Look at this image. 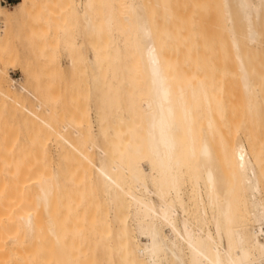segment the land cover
I'll use <instances>...</instances> for the list:
<instances>
[{
    "label": "bare ground",
    "instance_id": "6f19581e",
    "mask_svg": "<svg viewBox=\"0 0 264 264\" xmlns=\"http://www.w3.org/2000/svg\"><path fill=\"white\" fill-rule=\"evenodd\" d=\"M1 2L0 36L8 23L31 16L30 0H18L9 9ZM75 3L78 34L96 38L87 59L90 116L61 127L71 130L77 144L55 134L59 146L82 160L78 166L88 184L84 202L102 204L100 223L106 224V213L112 218L116 244L113 249L89 245L96 223L91 210L81 228L90 234L78 231L86 246L77 264H264V166L255 165L241 137L223 138L218 119L226 108L211 97L205 80L175 78L141 0ZM218 3L226 7L227 50L250 116L253 87L242 50L255 49L264 36V0ZM161 8L169 21V7ZM73 66L69 60L68 67ZM129 66L135 68L130 80L117 76ZM24 81L0 68V98L32 114L22 104ZM43 82L35 81L33 90H43ZM43 108L42 102L35 104L36 110ZM122 121L130 131L123 136ZM117 125L120 133L113 131ZM5 130L0 118V139ZM27 155L0 150V264H56L64 256L62 224L53 208L63 196L62 177L57 171L41 173Z\"/></svg>",
    "mask_w": 264,
    "mask_h": 264
},
{
    "label": "rangeland",
    "instance_id": "374dc122",
    "mask_svg": "<svg viewBox=\"0 0 264 264\" xmlns=\"http://www.w3.org/2000/svg\"><path fill=\"white\" fill-rule=\"evenodd\" d=\"M17 1L2 0L1 4L9 9ZM156 2L158 6L155 5V0H141L151 18L154 38L161 48H164L168 68L175 71L173 75L177 80L186 78L195 82L200 78L206 81L211 97L217 98L219 107L226 108L223 119H218L223 138L232 142L236 137H241L247 144L255 165L264 166V36L255 49L242 50L247 56L245 59L253 87V110L249 116L245 112L235 64L232 63V58H229L231 52H226L227 57L220 66L221 54L225 52L215 51L214 48H207L206 45L210 40L206 32L215 12L216 0H157ZM75 5V0H30L31 16L18 22L8 23L3 35L0 36V68L6 70L14 80L22 82L25 79L22 85L27 93L24 100L22 99V104L32 111V114L26 113L11 102L0 98V118L5 122L6 127L5 135L0 139V150L10 152L12 157L28 154L30 164L38 166L41 173L57 171L62 177L63 196L55 200L53 208L56 220L62 224L65 240L62 249L64 256L56 261V264H77L79 261L81 246L86 244L80 242L81 236L83 238L87 232L84 233L81 228L86 226L84 220L91 210L94 211L96 223L95 228H92L93 233L89 230L93 235L89 245L91 243L102 247L105 243L104 247L116 248L112 218L106 213V224L100 223L103 217L102 204L95 201L91 207H88L84 202L83 197L88 194L85 190L88 184H85L87 182L81 175L82 167L78 166L82 160L77 155H72L68 147L59 146L55 134L61 132L72 143L77 144L76 138L71 137V130L63 132L61 127L66 124L76 126L78 125L76 120L82 119L80 121L82 123L90 116L86 106L89 102L87 95L91 73L87 59L89 56L92 57L91 42L96 38H87L81 33L78 34V20L73 14ZM162 5L169 7V21L164 19ZM120 8L123 7L120 5ZM4 26L3 24L2 27ZM197 29L201 31L198 39ZM124 36L127 38L126 35ZM125 59L128 61V56ZM69 60L74 63L73 69L68 67ZM134 71L135 68L129 66L117 76H124L130 80L135 74ZM39 79L44 80L43 90L34 91L33 83ZM37 102H42L45 108L36 110ZM46 108L49 109V114L44 112ZM35 116L43 119L46 124L40 125ZM124 121L121 122L123 131L121 136L130 133V131L127 133L128 124L126 126ZM127 121L131 123L130 120ZM119 125L115 126L113 131L119 129L118 133H120ZM84 126L82 128L80 126V131H85ZM42 127L46 129L40 131ZM84 140L80 141L82 148L85 146L86 140ZM109 150L112 151L108 148ZM109 154L114 158V151ZM83 189L87 193L83 194L84 196ZM27 211L31 212L32 209L28 206ZM104 224L105 229L109 227L106 232L102 229ZM78 231L84 234L78 235ZM47 246L50 244L48 243ZM95 252L98 253L99 250ZM113 252L115 253L112 250Z\"/></svg>",
    "mask_w": 264,
    "mask_h": 264
},
{
    "label": "crops",
    "instance_id": "0c3cea01",
    "mask_svg": "<svg viewBox=\"0 0 264 264\" xmlns=\"http://www.w3.org/2000/svg\"><path fill=\"white\" fill-rule=\"evenodd\" d=\"M216 1H217V4L214 8L215 12H214L212 18L210 19L209 28L206 32V34L210 37V40L206 45H207V48L212 47L215 49V51L220 50L221 52L222 51L225 52V54H223V55L221 54V57H220V66H222L224 59H226V57H227L226 52L228 51L227 50L228 37H227V32L225 31L226 30V28H225L226 24L224 25V21L227 19V16L225 17L226 19H224L223 14H222V12L226 11V7L224 6L225 7V9H224L222 7V4H221L222 2L218 3V0H216ZM218 4H220V5H218ZM220 7H221V9L223 8L224 10L223 9L221 10ZM196 14L198 15V13H196ZM224 15H225V13H224ZM225 22H227V20ZM200 33H201L200 29H197L196 30V38L197 39L199 38Z\"/></svg>",
    "mask_w": 264,
    "mask_h": 264
}]
</instances>
